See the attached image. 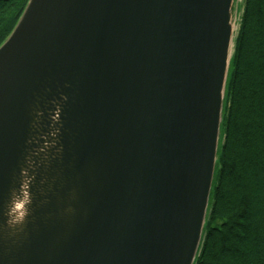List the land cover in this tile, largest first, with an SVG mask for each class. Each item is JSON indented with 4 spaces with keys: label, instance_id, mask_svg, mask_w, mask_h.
Masks as SVG:
<instances>
[{
    "label": "water",
    "instance_id": "water-1",
    "mask_svg": "<svg viewBox=\"0 0 264 264\" xmlns=\"http://www.w3.org/2000/svg\"><path fill=\"white\" fill-rule=\"evenodd\" d=\"M234 5L27 0L0 44V264H195Z\"/></svg>",
    "mask_w": 264,
    "mask_h": 264
},
{
    "label": "trees",
    "instance_id": "trees-1",
    "mask_svg": "<svg viewBox=\"0 0 264 264\" xmlns=\"http://www.w3.org/2000/svg\"><path fill=\"white\" fill-rule=\"evenodd\" d=\"M26 2H20V12ZM195 264H264V0L241 5L215 180Z\"/></svg>",
    "mask_w": 264,
    "mask_h": 264
},
{
    "label": "flooded vegetation",
    "instance_id": "flooded-vegetation-1",
    "mask_svg": "<svg viewBox=\"0 0 264 264\" xmlns=\"http://www.w3.org/2000/svg\"><path fill=\"white\" fill-rule=\"evenodd\" d=\"M20 2L22 0H0V44L10 34L22 12Z\"/></svg>",
    "mask_w": 264,
    "mask_h": 264
},
{
    "label": "rangeland",
    "instance_id": "rangeland-1",
    "mask_svg": "<svg viewBox=\"0 0 264 264\" xmlns=\"http://www.w3.org/2000/svg\"><path fill=\"white\" fill-rule=\"evenodd\" d=\"M243 1L244 0H235V5H234L235 10H234V14H233L235 33H237L238 29H239V21H240V16H241V5L243 4ZM224 108H225V104H224ZM221 135H222V130H221Z\"/></svg>",
    "mask_w": 264,
    "mask_h": 264
},
{
    "label": "clouds",
    "instance_id": "clouds-1",
    "mask_svg": "<svg viewBox=\"0 0 264 264\" xmlns=\"http://www.w3.org/2000/svg\"><path fill=\"white\" fill-rule=\"evenodd\" d=\"M15 207V204L13 203L11 205V207H9L8 209H6V211L9 213L8 219H9V223L11 225H15L19 223V218L16 215L12 214V210Z\"/></svg>",
    "mask_w": 264,
    "mask_h": 264
}]
</instances>
